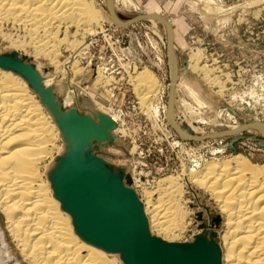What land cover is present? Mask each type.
Here are the masks:
<instances>
[{"label": "rangeland", "instance_id": "1", "mask_svg": "<svg viewBox=\"0 0 264 264\" xmlns=\"http://www.w3.org/2000/svg\"><path fill=\"white\" fill-rule=\"evenodd\" d=\"M87 1L97 25L82 26L76 33L72 26L67 35L78 46L81 43L79 63L85 66L81 72L67 70L60 74L62 61L74 49L60 45L56 57L59 67L55 69L48 58L35 53L23 30L10 25L4 32L25 46L12 48L0 34V52L16 49L30 56L49 81L58 75L61 85L56 93L66 106L76 105L85 111L89 106L82 95L91 96L97 108L112 115L118 122L117 138L98 150L108 160L129 167L141 196L152 191L155 199L158 193H164L166 186L159 182L161 178L173 177L181 183L178 201L187 212L184 228L174 239H191L204 219L213 218L216 209L214 200L202 188L186 182L184 170L205 159L236 154L264 166V0H111L109 9L107 0ZM152 14L162 16L173 27L179 79L194 87L198 99L191 97L182 84L174 87L170 99L167 42L158 21L148 18ZM114 17L129 22L117 24ZM142 70L150 71L158 80V91L150 100L158 106L156 117L148 112V102L140 103L130 79ZM99 72L103 77L95 85ZM69 85L83 90H78L76 98L68 96ZM171 102L172 122L163 108L168 111ZM258 125L262 130L254 128ZM54 144L60 149L52 159L61 151V139L56 137ZM132 157L136 161H131ZM52 159L41 163L42 171ZM214 228L222 232L221 222L214 221ZM10 248L18 255L13 246Z\"/></svg>", "mask_w": 264, "mask_h": 264}, {"label": "bare ground", "instance_id": "2", "mask_svg": "<svg viewBox=\"0 0 264 264\" xmlns=\"http://www.w3.org/2000/svg\"><path fill=\"white\" fill-rule=\"evenodd\" d=\"M111 6L112 1L107 0L108 9ZM148 18L158 21L164 30L167 49L170 48V99L174 87L181 84L191 97L198 99L194 87L179 79L178 61L172 45L173 27L162 16L152 14ZM114 21L117 24L129 22L115 17ZM97 23L87 0H0V34L9 40L12 48L25 44L4 32L8 25L23 30L30 37L35 53L48 58L55 69L59 67L56 57L60 45L74 49L67 56L68 60L62 61V75L67 70L75 73L85 68L79 63L81 43L78 46L75 39H68L69 28L74 26L76 33L82 26ZM41 74L45 83L61 85L58 75L49 81L44 72ZM101 76L99 72L93 81L95 85ZM130 79L140 103L148 102V112L156 117L158 106L150 100L158 91L157 78L150 71L142 70ZM68 89L71 91L68 96L75 98L78 90H83L72 85ZM95 102L93 106L97 108ZM169 104L168 111L166 106L163 108L172 122L173 102ZM259 125L254 128L261 129ZM117 128L118 122L114 132ZM56 137L61 139L62 150L59 128L37 94L22 76L0 68V264H123L118 253L105 251L79 237L73 230L70 214L60 207L59 200L53 195L47 177L48 167L42 171L41 163L46 158L52 159L54 152L59 151L54 144ZM133 151L134 148L131 154ZM130 160L136 161L134 157ZM184 171L186 182L202 188L215 202L216 210L210 219L213 221L216 217V222L222 225V232L215 229L221 248V264H264V166L236 154L230 158L205 159ZM159 182L166 187L164 193L154 196L155 199L152 191L139 195L150 230L154 229L155 234L167 240H175L177 232L184 228L183 218L187 212L178 201L182 185L173 177L161 178ZM11 246L18 255L11 253Z\"/></svg>", "mask_w": 264, "mask_h": 264}, {"label": "water", "instance_id": "3", "mask_svg": "<svg viewBox=\"0 0 264 264\" xmlns=\"http://www.w3.org/2000/svg\"><path fill=\"white\" fill-rule=\"evenodd\" d=\"M0 68L27 81L59 128L63 149L53 158L47 177L79 237L118 253L123 264H221L216 217L204 219L188 240H167L151 232L129 167L108 160L98 150L117 138L115 118L95 108L88 96L82 95L89 106L85 111L66 106L56 93V83H45L31 57L16 49L0 52Z\"/></svg>", "mask_w": 264, "mask_h": 264}, {"label": "crops", "instance_id": "4", "mask_svg": "<svg viewBox=\"0 0 264 264\" xmlns=\"http://www.w3.org/2000/svg\"><path fill=\"white\" fill-rule=\"evenodd\" d=\"M174 36H175V33H174Z\"/></svg>", "mask_w": 264, "mask_h": 264}]
</instances>
